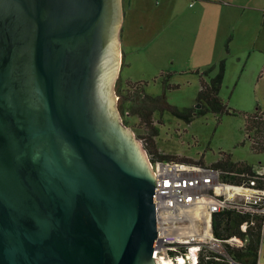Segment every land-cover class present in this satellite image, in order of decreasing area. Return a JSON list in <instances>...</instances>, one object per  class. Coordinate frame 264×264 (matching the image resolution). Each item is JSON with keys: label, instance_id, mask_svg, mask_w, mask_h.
<instances>
[{"label": "water", "instance_id": "1", "mask_svg": "<svg viewBox=\"0 0 264 264\" xmlns=\"http://www.w3.org/2000/svg\"><path fill=\"white\" fill-rule=\"evenodd\" d=\"M122 21V0H0V264H158L156 178L112 90Z\"/></svg>", "mask_w": 264, "mask_h": 264}, {"label": "rangeland", "instance_id": "2", "mask_svg": "<svg viewBox=\"0 0 264 264\" xmlns=\"http://www.w3.org/2000/svg\"><path fill=\"white\" fill-rule=\"evenodd\" d=\"M124 2L122 61L112 90L116 110L143 149L154 135L159 150L176 155L171 159L177 161L211 165L224 152L234 161L264 164V151L251 150L241 115L264 112L263 26L253 29V20L227 23L222 9L193 14L196 0H178L175 11L159 0ZM222 59L226 60V72L219 96L236 114L209 113L189 124L174 116L173 108L197 104L200 80L195 72L218 65ZM151 97L161 101L154 103L148 99ZM260 255L264 264V244Z\"/></svg>", "mask_w": 264, "mask_h": 264}, {"label": "built area", "instance_id": "3", "mask_svg": "<svg viewBox=\"0 0 264 264\" xmlns=\"http://www.w3.org/2000/svg\"><path fill=\"white\" fill-rule=\"evenodd\" d=\"M246 139L253 142L252 133ZM149 160L156 178L157 263L199 264L201 254L209 258L212 253L238 264L230 251L247 248L248 228L259 222L264 234V165L253 168L251 179L233 183L223 180L222 171L212 165ZM227 210L250 216L241 224L246 237L215 236L213 217Z\"/></svg>", "mask_w": 264, "mask_h": 264}, {"label": "trees", "instance_id": "4", "mask_svg": "<svg viewBox=\"0 0 264 264\" xmlns=\"http://www.w3.org/2000/svg\"><path fill=\"white\" fill-rule=\"evenodd\" d=\"M232 38V37H230ZM229 39L226 42V49L229 50ZM225 59H222L218 65H213L200 72L197 71L195 74L200 76V90L197 95V104L194 108L179 109L173 108L172 114L179 119H182L186 123L199 116H204L209 113L213 114H236L228 105L223 102L220 98V90L222 88L226 64ZM142 94V92H141ZM154 103L161 101L160 97L148 98ZM139 117L148 119L149 118L142 113H139ZM124 115V114H123ZM244 118V131L245 135L252 133L253 142L251 144V150L256 153L264 151V112L256 111L254 113H243L241 114ZM126 122V121H125ZM128 122V121H127ZM150 123V121L148 122ZM152 126V125H150ZM153 132H158L156 127H152ZM157 136V134H156ZM149 142H145V149L152 162L156 160L161 161H172L168 155H163L156 152V142L154 135L150 137ZM154 141H153V140ZM247 141V140H245ZM244 141V142H245ZM177 161V160H176ZM189 161V160H188ZM187 162V161H184ZM191 163V161L189 162ZM200 164L205 165L202 161ZM215 168L222 171V179L233 183H242L253 177V167L245 162H235L230 154L221 152L220 158L211 164ZM248 214H242L236 211H223L216 213L213 217V231L218 238H228L231 236L246 237V233L242 232L241 224L249 220ZM261 223H257L255 226L248 228V245L245 250H231L232 257L238 264H258L260 258V250L263 244V230ZM205 253L201 254L199 264H230L227 260H218L211 253V257L207 258Z\"/></svg>", "mask_w": 264, "mask_h": 264}, {"label": "crops", "instance_id": "5", "mask_svg": "<svg viewBox=\"0 0 264 264\" xmlns=\"http://www.w3.org/2000/svg\"><path fill=\"white\" fill-rule=\"evenodd\" d=\"M161 1L164 3L165 8L169 7L171 9H173V11H175V8L177 7L178 0H171L170 2H169V0H159V3ZM196 1H197L196 2V8L194 10H192L193 14H200V13L206 14L210 10L222 9L223 10L222 13L226 15L222 19H226L227 23L231 24L236 19L240 20L241 23H243L244 21L253 20L254 21V28L253 29H255V27H257V25H261L264 28V0H196ZM123 4L125 6L124 0H123ZM236 14H237L238 18L236 17ZM208 15H207V20L209 19ZM195 17H198V16H195ZM176 20H178V18H174L173 21L177 22ZM221 26H223V22H221ZM231 40H232V38H231ZM197 71H200V70H197ZM202 71H204V70H202ZM202 71H200V72H202ZM199 80H200V76H199ZM156 139H157V136H156ZM156 152L161 153L163 155H168L169 157H175L176 156V155L166 154L164 152H161L157 146V143H156ZM185 160L188 161V159H185ZM190 161H191V163H200V161L189 160V162ZM235 162H245L253 168L257 167L258 165H264L261 163H259L258 165H255V164L249 163L247 161H235Z\"/></svg>", "mask_w": 264, "mask_h": 264}, {"label": "flooded vegetation", "instance_id": "6", "mask_svg": "<svg viewBox=\"0 0 264 264\" xmlns=\"http://www.w3.org/2000/svg\"><path fill=\"white\" fill-rule=\"evenodd\" d=\"M124 9V6H123V0H122V10ZM124 11V10H123ZM122 61V60H121ZM122 120L124 121V119L122 118Z\"/></svg>", "mask_w": 264, "mask_h": 264}, {"label": "bare ground", "instance_id": "7", "mask_svg": "<svg viewBox=\"0 0 264 264\" xmlns=\"http://www.w3.org/2000/svg\"><path fill=\"white\" fill-rule=\"evenodd\" d=\"M160 264H169L168 262L164 261L163 263H160Z\"/></svg>", "mask_w": 264, "mask_h": 264}, {"label": "clouds", "instance_id": "8", "mask_svg": "<svg viewBox=\"0 0 264 264\" xmlns=\"http://www.w3.org/2000/svg\"><path fill=\"white\" fill-rule=\"evenodd\" d=\"M126 116V115H125Z\"/></svg>", "mask_w": 264, "mask_h": 264}]
</instances>
